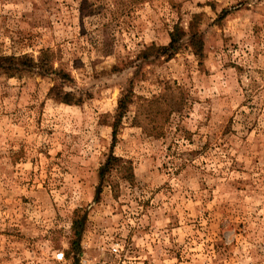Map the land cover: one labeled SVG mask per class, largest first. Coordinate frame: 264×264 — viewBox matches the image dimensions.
<instances>
[{
  "label": "rangeland",
  "instance_id": "1",
  "mask_svg": "<svg viewBox=\"0 0 264 264\" xmlns=\"http://www.w3.org/2000/svg\"><path fill=\"white\" fill-rule=\"evenodd\" d=\"M45 50L69 81L0 74V264H264V0H0V57Z\"/></svg>",
  "mask_w": 264,
  "mask_h": 264
},
{
  "label": "trees",
  "instance_id": "2",
  "mask_svg": "<svg viewBox=\"0 0 264 264\" xmlns=\"http://www.w3.org/2000/svg\"><path fill=\"white\" fill-rule=\"evenodd\" d=\"M226 11H222V15H225ZM197 19V16H193L192 20L189 22L187 29L185 30L183 27L177 23L173 26L172 31L169 34V43L165 47L155 48L157 53H162L166 59L172 58L175 55L180 47V43L184 38H187L188 46L191 49V52L198 58L203 56V41L201 33L195 28L194 20ZM51 53L48 50L42 51L36 60L32 59L27 55L22 56H1L0 57V74L6 77H15V76H22L28 74H34L37 76H48L54 74L58 79L62 80L63 82L68 79L69 76L61 69H54L51 63ZM49 95L52 99L56 100L57 102L64 103V104H79L81 102L80 98L75 99L70 93L62 92V90L58 89L57 87H52L49 91ZM134 94L131 91H127L126 93L122 94L119 102L118 108L113 116L112 122V146H114L117 138L118 128L121 124L123 117L125 116L128 107L132 104V99ZM174 108H169V112H173ZM159 128H155L153 133L148 134L151 137L159 138L161 137V132L158 130ZM114 157L112 155L109 156L106 163L100 168L99 171V178L101 182L111 183L109 180V175L114 169ZM132 173L127 176H122V179L126 181H132ZM112 187V184H110ZM115 189V187L113 186ZM116 193L115 190H113ZM82 227V220L79 219L77 212H74V218L72 220L71 225V234H72V241L70 243V251L74 252L77 250L79 244V237L81 233Z\"/></svg>",
  "mask_w": 264,
  "mask_h": 264
},
{
  "label": "built area",
  "instance_id": "3",
  "mask_svg": "<svg viewBox=\"0 0 264 264\" xmlns=\"http://www.w3.org/2000/svg\"><path fill=\"white\" fill-rule=\"evenodd\" d=\"M118 246H113L112 248H111V251L113 252V253H117L118 252V248H117Z\"/></svg>",
  "mask_w": 264,
  "mask_h": 264
}]
</instances>
